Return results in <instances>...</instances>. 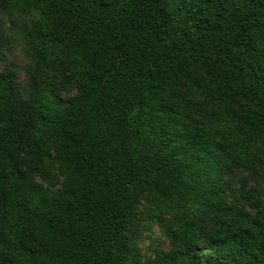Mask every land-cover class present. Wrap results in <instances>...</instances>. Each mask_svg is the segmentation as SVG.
Returning a JSON list of instances; mask_svg holds the SVG:
<instances>
[{"label":"trees","instance_id":"trees-1","mask_svg":"<svg viewBox=\"0 0 264 264\" xmlns=\"http://www.w3.org/2000/svg\"><path fill=\"white\" fill-rule=\"evenodd\" d=\"M9 10L26 19L33 95L0 72V264H264V207L226 194L227 174L264 162V0ZM51 166L56 190L32 178ZM241 194L258 210L260 193ZM140 203L171 240L144 262Z\"/></svg>","mask_w":264,"mask_h":264},{"label":"rangeland","instance_id":"rangeland-1","mask_svg":"<svg viewBox=\"0 0 264 264\" xmlns=\"http://www.w3.org/2000/svg\"><path fill=\"white\" fill-rule=\"evenodd\" d=\"M24 19L21 15L11 10L0 13V40L2 42L1 53L4 61H0V72L5 69L14 72V79L19 88V95L23 100H29L33 95V85L28 77V70L33 65L30 50L21 32V24ZM76 93L74 85L61 94L62 99L73 96ZM32 178L44 187L56 190L60 187L61 177L51 166L46 171V177L32 174ZM229 190L226 192L227 201L241 206L253 216H259L258 211L264 207V162L256 177H252L249 170H234L226 176ZM253 193H260L258 210L249 206L242 197L241 188ZM146 211V205L140 203L139 214L131 231V240L138 253L141 262L148 261L154 257L157 250L168 252L171 248V240L163 232L161 226L152 220ZM165 219H169L165 217Z\"/></svg>","mask_w":264,"mask_h":264}]
</instances>
